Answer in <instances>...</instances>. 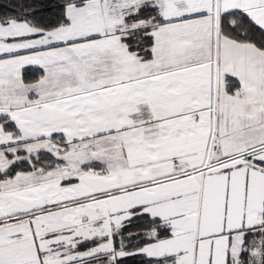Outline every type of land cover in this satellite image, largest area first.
Segmentation results:
<instances>
[{
	"label": "snow or ice",
	"instance_id": "snow-or-ice-1",
	"mask_svg": "<svg viewBox=\"0 0 264 264\" xmlns=\"http://www.w3.org/2000/svg\"><path fill=\"white\" fill-rule=\"evenodd\" d=\"M0 264H264V0L0 5Z\"/></svg>",
	"mask_w": 264,
	"mask_h": 264
},
{
	"label": "trees",
	"instance_id": "trees-1",
	"mask_svg": "<svg viewBox=\"0 0 264 264\" xmlns=\"http://www.w3.org/2000/svg\"><path fill=\"white\" fill-rule=\"evenodd\" d=\"M17 0H0V5L8 4V3H16Z\"/></svg>",
	"mask_w": 264,
	"mask_h": 264
}]
</instances>
